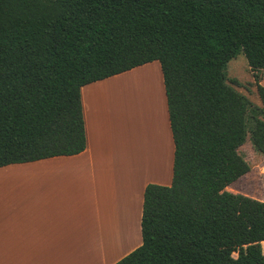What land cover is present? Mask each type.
I'll return each mask as SVG.
<instances>
[{
  "label": "trees",
  "instance_id": "1",
  "mask_svg": "<svg viewBox=\"0 0 264 264\" xmlns=\"http://www.w3.org/2000/svg\"><path fill=\"white\" fill-rule=\"evenodd\" d=\"M239 53L264 70V0H0V167L83 152L81 87L157 61L171 183L114 264H264V202L226 191L247 137L264 158V87L258 107L226 83Z\"/></svg>",
  "mask_w": 264,
  "mask_h": 264
},
{
  "label": "crops",
  "instance_id": "2",
  "mask_svg": "<svg viewBox=\"0 0 264 264\" xmlns=\"http://www.w3.org/2000/svg\"><path fill=\"white\" fill-rule=\"evenodd\" d=\"M147 68L160 78L140 96L152 116L138 103L129 125L116 104ZM160 74L153 61L82 86L83 152L0 167V264H114L141 245L144 189L172 178Z\"/></svg>",
  "mask_w": 264,
  "mask_h": 264
},
{
  "label": "rangeland",
  "instance_id": "3",
  "mask_svg": "<svg viewBox=\"0 0 264 264\" xmlns=\"http://www.w3.org/2000/svg\"><path fill=\"white\" fill-rule=\"evenodd\" d=\"M158 75L159 72L156 69H143L124 86L122 99L116 104V107L124 111V114H126L124 118L126 117L129 120V125L134 123L136 105L138 103L143 105L144 108L146 107V109L149 108L152 116V104L150 103V107H147V104H144L140 96L150 90L151 86L157 85L160 80ZM225 77L228 85L244 96L253 106L260 107L261 103L256 88L257 85L264 87V70H253L250 68L244 55L239 53L228 62L225 69ZM128 112L129 115L127 114ZM129 133L130 137H132L131 131ZM237 152L249 166V171L230 184L226 191L264 202V158L253 150L248 137L238 148ZM261 246L264 252V245ZM231 256L235 257L236 254L232 253Z\"/></svg>",
  "mask_w": 264,
  "mask_h": 264
}]
</instances>
